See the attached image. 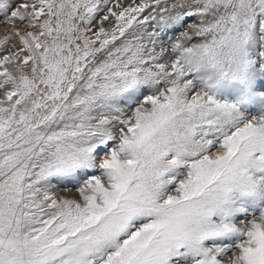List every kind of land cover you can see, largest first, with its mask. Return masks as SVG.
Returning a JSON list of instances; mask_svg holds the SVG:
<instances>
[{"label": "snow or ice", "instance_id": "obj_1", "mask_svg": "<svg viewBox=\"0 0 264 264\" xmlns=\"http://www.w3.org/2000/svg\"><path fill=\"white\" fill-rule=\"evenodd\" d=\"M0 264H264V0H0Z\"/></svg>", "mask_w": 264, "mask_h": 264}, {"label": "rangeland", "instance_id": "obj_2", "mask_svg": "<svg viewBox=\"0 0 264 264\" xmlns=\"http://www.w3.org/2000/svg\"><path fill=\"white\" fill-rule=\"evenodd\" d=\"M67 187L71 188L72 185H68ZM57 191H58V194H60V195H66L67 194L64 185H59Z\"/></svg>", "mask_w": 264, "mask_h": 264}]
</instances>
